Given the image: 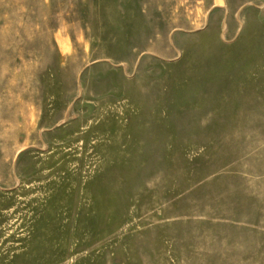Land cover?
Masks as SVG:
<instances>
[{
	"label": "rangeland",
	"instance_id": "obj_1",
	"mask_svg": "<svg viewBox=\"0 0 264 264\" xmlns=\"http://www.w3.org/2000/svg\"><path fill=\"white\" fill-rule=\"evenodd\" d=\"M0 264H264V0H0Z\"/></svg>",
	"mask_w": 264,
	"mask_h": 264
}]
</instances>
